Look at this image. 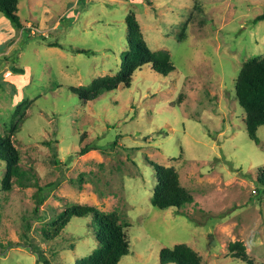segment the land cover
<instances>
[{
	"label": "rangeland",
	"instance_id": "rangeland-1",
	"mask_svg": "<svg viewBox=\"0 0 264 264\" xmlns=\"http://www.w3.org/2000/svg\"><path fill=\"white\" fill-rule=\"evenodd\" d=\"M18 8L22 29L0 12V135L11 138L27 178L3 191L0 160V264L89 256L97 249L90 219L45 240L72 205L119 214L130 242L119 264H161V250L177 245L202 264H247L231 243L264 264V127L256 144L235 90L244 64L264 57V20L256 21L264 0H20ZM130 12L175 71L162 76L148 65L130 88L80 101L71 87L122 67ZM87 145L97 151L80 156ZM152 163L174 167L194 202L154 208Z\"/></svg>",
	"mask_w": 264,
	"mask_h": 264
},
{
	"label": "trees",
	"instance_id": "trees-1",
	"mask_svg": "<svg viewBox=\"0 0 264 264\" xmlns=\"http://www.w3.org/2000/svg\"><path fill=\"white\" fill-rule=\"evenodd\" d=\"M129 1V0H123ZM20 0H0V12L4 14L17 28L22 29L23 23L18 15ZM264 20V14L256 21ZM129 32L128 48L123 53V65L114 76L100 77L87 87H71L70 91L80 101L88 103L95 101L105 93L118 90L120 87L130 88L135 73L143 67L151 68L162 76H168L175 71L171 56L165 51H152L144 39L136 15L130 12L126 17ZM49 47L62 48L58 43ZM76 54H89L90 51L75 49ZM15 73L23 74V70L13 69ZM236 99L238 106L245 114L244 123L249 138L259 144L257 132L264 127V57L252 59L241 68L236 81ZM90 151H97L94 146L87 145L78 153L80 156ZM0 160L6 164L2 181V190L9 192L13 184L27 178L22 170L20 153L9 136L0 135ZM156 171V187L152 205L158 210H180L194 202L191 193L180 184L179 174L174 167H166L152 163ZM257 183L264 187V170L259 173ZM43 189L38 190L37 203L41 205L46 198ZM73 219H90L91 229L95 235L97 249L83 258L79 264H119L130 253V242L127 227L120 222L117 212L106 213L99 208L85 205H72L61 213L51 223V230L45 232V240H51L60 235ZM234 258L247 264H257L251 258L242 243H231L228 246ZM39 262L41 255L35 252ZM161 264H202L201 257L186 245L164 248L160 252Z\"/></svg>",
	"mask_w": 264,
	"mask_h": 264
},
{
	"label": "built area",
	"instance_id": "built-area-1",
	"mask_svg": "<svg viewBox=\"0 0 264 264\" xmlns=\"http://www.w3.org/2000/svg\"><path fill=\"white\" fill-rule=\"evenodd\" d=\"M28 25H29V24H28ZM27 28H28V30H31V34L35 35L34 30L31 29V25H29V27H27ZM32 30H33V31H32Z\"/></svg>",
	"mask_w": 264,
	"mask_h": 264
}]
</instances>
